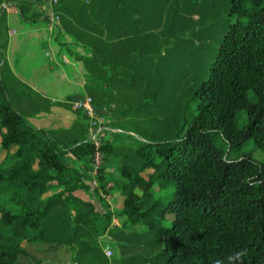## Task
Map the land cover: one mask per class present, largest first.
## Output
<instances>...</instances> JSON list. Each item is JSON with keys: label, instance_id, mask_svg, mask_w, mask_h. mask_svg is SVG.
<instances>
[{"label": "trees", "instance_id": "trees-1", "mask_svg": "<svg viewBox=\"0 0 264 264\" xmlns=\"http://www.w3.org/2000/svg\"><path fill=\"white\" fill-rule=\"evenodd\" d=\"M0 1L25 24L45 23L46 0ZM169 1L164 18L159 7ZM178 1L59 0L61 27L50 36L91 96L114 87L141 94L111 117L154 107L142 65L181 36L194 46L192 85L174 128L131 152L104 141L97 188L84 114L69 130L34 128L1 90L0 196L10 193L20 212L0 205V264H107L102 247L125 248L128 227L146 230L149 240L131 247L147 252L111 264H264V162L243 151L251 143L264 155V0H184V14ZM214 6L219 22L194 18ZM77 123L83 138L72 135ZM108 158L116 159L112 172ZM108 193L120 196L121 209H96L91 195L106 207Z\"/></svg>", "mask_w": 264, "mask_h": 264}, {"label": "rangeland", "instance_id": "rangeland-1", "mask_svg": "<svg viewBox=\"0 0 264 264\" xmlns=\"http://www.w3.org/2000/svg\"><path fill=\"white\" fill-rule=\"evenodd\" d=\"M173 7L172 1H169L166 5H162L161 12L167 14L169 10ZM178 12L184 14L187 12V3L184 0L178 1ZM4 10V13H0V54H3V46L7 43L6 31L9 29L14 30L15 35L19 33L20 27L19 23H14L12 20L7 24V14L12 12L11 7H8L5 2L0 1V11ZM220 10L218 6L214 7H204L200 12L194 14V18L204 17L206 20L212 22H219L217 19L219 17ZM166 18V17H164ZM163 20V19H162ZM167 21H162L161 35L163 38V33L167 30L166 26ZM59 27H61V20L59 21ZM159 31V32H160ZM197 44L198 40L194 41ZM165 47V44H163ZM163 46H160L161 49ZM173 51L170 50H157L155 54L154 61L150 63H144L141 68V72L145 77V86H144V96H150L152 94H157L154 107H147L145 110H140L137 112L129 111L125 113L121 118L111 117V112H118L123 109L125 106H132L141 103V94L126 92L120 88H105L101 92H97L96 96H91L88 90H86V79L84 85L83 95L90 96L94 102L97 104L101 116L105 118L107 122L105 125L103 137L104 140L112 142V148L117 150L119 153L131 152L132 150L139 147L145 139H151L154 136H160L165 131H169L174 128L176 125L177 117L179 111L182 108L183 97L192 85V69L191 61L195 60L191 52L194 50V46L191 42H186L181 36L180 40H177L173 43ZM19 54V53H16ZM21 57L12 56L10 64L7 65V62L0 57V91L4 90V93H7V98L10 101L12 107L20 112L24 119L32 125V118L30 115L32 109L28 106L27 99L31 96L32 92L24 85L16 81L11 75L10 71H14L16 77H23L25 80H29L27 76H22L18 69L20 67ZM9 63V62H8ZM60 70V69H59ZM85 78V77H84ZM30 81V80H29ZM61 87L57 88V93ZM49 93H56V90L50 92V89H47ZM2 96L0 92V97ZM56 106H61L60 104L55 103ZM78 120V118H77ZM245 123V116L241 114L239 116V125ZM72 135L76 137L83 138L84 132L80 129L79 123L74 127ZM218 145L224 147L220 140H217ZM244 152H250L254 159L259 162H264V155L255 150L253 145L249 143L243 150ZM228 157L230 159L234 158L233 153H229ZM115 158H108L106 163L109 165L108 171L112 172L115 165ZM68 166H74L71 161L64 162ZM106 170V171H107ZM105 171V172H106ZM112 193L102 195L107 197L106 200L113 202ZM11 194H1L0 196V205H2L7 211L12 214H18L20 208L14 204V202L9 201ZM93 201L100 202L96 194L91 195ZM105 201L104 199H101ZM121 200V199H120ZM106 202V201H105ZM117 203V202H115ZM98 207V205H97ZM125 234H129L124 241L119 243L125 245V248L117 247L114 251L112 248L103 246L102 247V259L107 263L111 264L113 259L122 257H130L136 254V252H147V249L132 248L133 244L144 242L149 240V235L146 233L144 228L139 227H128L125 228ZM106 251H111V255L107 257L105 255ZM104 264V262H100Z\"/></svg>", "mask_w": 264, "mask_h": 264}, {"label": "crops", "instance_id": "crops-1", "mask_svg": "<svg viewBox=\"0 0 264 264\" xmlns=\"http://www.w3.org/2000/svg\"><path fill=\"white\" fill-rule=\"evenodd\" d=\"M11 9L12 12H8L6 22L8 24L11 20L14 23L18 21L20 30L17 35L15 33L9 35L11 29L6 31L7 43L3 46V54H0V57L7 65L10 64L12 56L21 57L18 72L22 76H27L30 81L16 77L14 71L10 72L16 81L32 92L27 99L28 106L32 109L31 126L52 131L69 130L77 121L79 113L67 102L84 96L85 78L74 63L65 55L57 53L45 23L25 24L20 21L16 10L12 7ZM59 87L61 88L57 93ZM47 89H50V92L54 89L56 93H49ZM57 102L61 106L54 105ZM103 199L106 201V207L95 201V207L100 212L105 209L114 211L122 208L120 196L117 194L113 195L112 203L106 200L107 197ZM112 224L119 226L115 219ZM105 238L111 240L110 236L106 235Z\"/></svg>", "mask_w": 264, "mask_h": 264}, {"label": "built area", "instance_id": "built-area-1", "mask_svg": "<svg viewBox=\"0 0 264 264\" xmlns=\"http://www.w3.org/2000/svg\"><path fill=\"white\" fill-rule=\"evenodd\" d=\"M59 0H46L45 10V28L49 34L55 31L59 26L60 17L56 11ZM9 35H13L14 30H10ZM73 110L79 111L87 118V138L93 145L92 169L90 171V185L92 188L98 187V172L104 162V129L106 125L105 118L101 116L99 110L94 106L90 96L84 95L67 102ZM105 255L109 257L111 251H106Z\"/></svg>", "mask_w": 264, "mask_h": 264}, {"label": "clouds", "instance_id": "clouds-1", "mask_svg": "<svg viewBox=\"0 0 264 264\" xmlns=\"http://www.w3.org/2000/svg\"><path fill=\"white\" fill-rule=\"evenodd\" d=\"M243 254H246V250H241L240 252L236 253L237 256H240V255H243ZM217 264H220V262L217 261Z\"/></svg>", "mask_w": 264, "mask_h": 264}]
</instances>
